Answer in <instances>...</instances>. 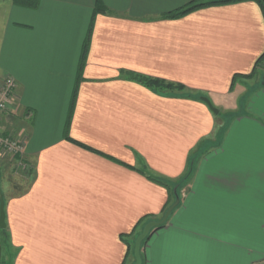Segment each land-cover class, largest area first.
Here are the masks:
<instances>
[{
  "label": "crops",
  "instance_id": "0c3cea01",
  "mask_svg": "<svg viewBox=\"0 0 264 264\" xmlns=\"http://www.w3.org/2000/svg\"><path fill=\"white\" fill-rule=\"evenodd\" d=\"M200 1L220 0H0V85H17L0 125L33 166L4 194L0 264L9 251L11 264H124L125 241L164 217L188 172L144 264H264V9L168 17Z\"/></svg>",
  "mask_w": 264,
  "mask_h": 264
},
{
  "label": "trees",
  "instance_id": "16d2710c",
  "mask_svg": "<svg viewBox=\"0 0 264 264\" xmlns=\"http://www.w3.org/2000/svg\"><path fill=\"white\" fill-rule=\"evenodd\" d=\"M41 1L42 0H14V3L16 5L21 6V7H24V8L37 9L40 6ZM239 1H243V0H220V1H214V2H208V3L207 2H204V1L192 2L191 4H189V5L181 8L179 10H177L176 12L169 14L168 17H170V18H179V17H183L185 15H188V14L194 12V11L200 10L202 8H205V7H209V6H213V5H222V4L236 3V2H239ZM256 1H258L262 5V7L264 9V6H263L262 1L261 0H256ZM102 7H103L102 4L98 1L97 9L99 10ZM82 64H83V59H82ZM134 79H136L138 82H140L141 84H143L144 86H146L147 88H149L151 90H158V91H161V92H165V91H168V90H171V91H174V92L175 91L176 92H182V91L186 90V87L184 85H181V84H173V83H169V82H166V81H161V80H157V79H153V78H147V77H142V76H135ZM191 177H192V173L191 172H188L180 180H178V182H175L174 184H170L169 183V186H171L173 188V190H175V192H176V194H174V199L179 197V190L190 181ZM155 182H158V183L162 184L163 181L160 180V179H156ZM174 199H173V202L170 203L169 208L175 203V200ZM144 220H142V222ZM142 222H140V224H138V227L140 225H142V227H141V230L137 233V235L134 236L135 239L138 238V236L143 231L145 225L148 224L150 221L145 222L144 224H142ZM165 225L166 224H164L163 226H161L158 229H154L152 231V234L155 231H157V230L165 227ZM2 231L3 230H1V228H0V234H1ZM147 240L143 243L142 247L145 245V243L147 242ZM131 241L132 240H130V241H127L126 240L125 242H126V245L129 248L128 256L132 255V257H133V262L131 263V264H133L135 262V258H134L135 243L132 244ZM124 264H127V260H126V262ZM143 264H144V261H143Z\"/></svg>",
  "mask_w": 264,
  "mask_h": 264
},
{
  "label": "rangeland",
  "instance_id": "374dc122",
  "mask_svg": "<svg viewBox=\"0 0 264 264\" xmlns=\"http://www.w3.org/2000/svg\"><path fill=\"white\" fill-rule=\"evenodd\" d=\"M262 74H264V71H262ZM165 92L182 94V93H187V90H184L182 92H176V91L174 92L168 90ZM216 109L220 112V115L219 116L217 115L218 118H225L226 116L225 109H221V110L219 108ZM8 123H2V125H0V137L12 135L17 138V136L14 135L15 132L10 127H8ZM5 127H7L8 129L5 130L4 129ZM32 171H33V166L31 159H28L26 157L22 158V160L20 158L17 159L13 155L8 154L7 152L1 150L0 147V183L3 186V188L0 189L3 196L5 194L6 197L10 198L20 195L26 189L29 180V175H31ZM130 240H132L131 242L132 244H134L137 239L133 237ZM9 252H10L9 263L11 264L13 253H11V251ZM129 258L130 259L128 262L129 264H131L133 262L132 255H130ZM4 263L6 262L4 261Z\"/></svg>",
  "mask_w": 264,
  "mask_h": 264
},
{
  "label": "built area",
  "instance_id": "2783aa9c",
  "mask_svg": "<svg viewBox=\"0 0 264 264\" xmlns=\"http://www.w3.org/2000/svg\"><path fill=\"white\" fill-rule=\"evenodd\" d=\"M16 89L17 85L13 78L6 77L0 85V121L4 114L12 108L16 102ZM1 150L13 155L15 158H22L24 154L23 142L12 136L0 137Z\"/></svg>",
  "mask_w": 264,
  "mask_h": 264
},
{
  "label": "water",
  "instance_id": "95a60500",
  "mask_svg": "<svg viewBox=\"0 0 264 264\" xmlns=\"http://www.w3.org/2000/svg\"><path fill=\"white\" fill-rule=\"evenodd\" d=\"M261 1L263 3V6H264V0H261ZM201 100L209 106L210 110L212 112H214V114L219 113V111L212 105V103L210 102V100L208 98L202 97ZM179 204H180V199L177 198L175 203L168 209V211L166 212V214L164 215V217L161 220L151 221L148 224H146L142 233L138 236V238L135 242V248H134L135 262L133 264H143V259H142V254H141L143 243L151 236L152 231L154 229H158L161 226H163L164 224H166L170 215L178 207ZM0 228L2 230H5L7 228L6 212H5V200H4V196L1 192V190H0Z\"/></svg>",
  "mask_w": 264,
  "mask_h": 264
}]
</instances>
